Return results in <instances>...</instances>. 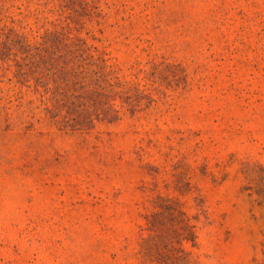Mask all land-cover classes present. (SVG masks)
Here are the masks:
<instances>
[{
    "label": "rangeland",
    "instance_id": "1",
    "mask_svg": "<svg viewBox=\"0 0 264 264\" xmlns=\"http://www.w3.org/2000/svg\"><path fill=\"white\" fill-rule=\"evenodd\" d=\"M0 264H264V0H0Z\"/></svg>",
    "mask_w": 264,
    "mask_h": 264
}]
</instances>
